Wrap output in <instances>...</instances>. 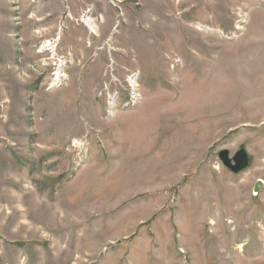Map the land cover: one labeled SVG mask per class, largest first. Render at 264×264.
<instances>
[{
    "label": "rangeland",
    "instance_id": "1",
    "mask_svg": "<svg viewBox=\"0 0 264 264\" xmlns=\"http://www.w3.org/2000/svg\"><path fill=\"white\" fill-rule=\"evenodd\" d=\"M0 264H264V0H0Z\"/></svg>",
    "mask_w": 264,
    "mask_h": 264
},
{
    "label": "water",
    "instance_id": "2",
    "mask_svg": "<svg viewBox=\"0 0 264 264\" xmlns=\"http://www.w3.org/2000/svg\"><path fill=\"white\" fill-rule=\"evenodd\" d=\"M218 159L222 165L230 172L237 174L245 170L249 165L247 154L243 148H241L233 157L230 158L229 152L222 150L218 153Z\"/></svg>",
    "mask_w": 264,
    "mask_h": 264
},
{
    "label": "bare ground",
    "instance_id": "3",
    "mask_svg": "<svg viewBox=\"0 0 264 264\" xmlns=\"http://www.w3.org/2000/svg\"><path fill=\"white\" fill-rule=\"evenodd\" d=\"M85 22H86V23H84L85 26L92 28V26H91L92 23H89V22H91L90 19H85ZM58 76H59V75H58ZM57 79H59V78H57ZM75 145H76V144H75Z\"/></svg>",
    "mask_w": 264,
    "mask_h": 264
}]
</instances>
